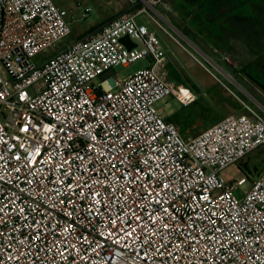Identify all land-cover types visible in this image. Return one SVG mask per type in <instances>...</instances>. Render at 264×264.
Returning <instances> with one entry per match:
<instances>
[{"label": "built area", "instance_id": "2783aa9c", "mask_svg": "<svg viewBox=\"0 0 264 264\" xmlns=\"http://www.w3.org/2000/svg\"><path fill=\"white\" fill-rule=\"evenodd\" d=\"M175 1L143 0L42 61L71 34L67 11L0 0V264H264V170L246 190L222 177L264 147L263 114L242 101L187 139L157 104L189 107L191 89L155 66L103 78L162 64L138 17L171 36L147 8Z\"/></svg>", "mask_w": 264, "mask_h": 264}, {"label": "crops", "instance_id": "0c3cea01", "mask_svg": "<svg viewBox=\"0 0 264 264\" xmlns=\"http://www.w3.org/2000/svg\"><path fill=\"white\" fill-rule=\"evenodd\" d=\"M177 2V0L174 2L172 11H168L163 6L156 7L157 15L166 22L169 27L167 29L172 36L164 33L167 41L163 38L159 39L165 52L162 64L155 65L153 58L148 57L143 59L146 62L140 69L155 66L165 79L188 87L196 95L195 104L189 107L181 105L182 109L180 111H174L171 115L165 117L168 120L172 116L182 115L180 124L178 122H174V124L180 130L183 128L185 132L190 128L193 129L195 133L192 137H195L230 115L247 113L241 103L242 101L255 109L246 100V95L241 89L244 90L245 84H247L259 93L262 92L255 86L252 79L245 74L243 68L245 63L239 58L231 61L227 58V55L230 56L228 52L239 55V52L246 48L248 41L257 42V38L264 36V18L261 16L262 9L260 5H242L230 16L216 21H209L196 16L190 12V8L187 10L186 6L179 2L175 5ZM115 5L112 14L108 15L102 12L101 21L95 23L85 34L73 42L97 32L102 26L109 24L115 18L124 14H136L143 8V3L138 0H117ZM248 9H252V11H248ZM67 13L68 19L74 18V15H71L68 11ZM141 17L146 18L145 16H139L138 19ZM183 38L210 58H214L216 64L220 66L221 74H224V76L209 71V74L215 79L214 84L208 85L204 81L198 80L193 75L192 62L185 63L184 61L181 47L186 50L187 48L183 45ZM168 43L176 44L180 50H177V48L170 49ZM232 81H235L238 87ZM186 83H189L190 86Z\"/></svg>", "mask_w": 264, "mask_h": 264}, {"label": "rangeland", "instance_id": "374dc122", "mask_svg": "<svg viewBox=\"0 0 264 264\" xmlns=\"http://www.w3.org/2000/svg\"><path fill=\"white\" fill-rule=\"evenodd\" d=\"M53 1L58 7L63 8L71 15H74V18L68 20L70 24L71 34L67 38H65L57 47L49 49L48 51L40 54L39 59H41L42 61L60 53L65 47L70 45L73 41L77 40L78 37L85 34L86 31L93 27L95 23L100 22L102 19V12L108 15L112 14V12L115 10V4L117 3V0ZM138 1H141V3L144 4V2H142L143 0ZM147 9L151 14L156 16V18L166 29L169 28L166 22H164L157 15L156 7H154V9L148 7ZM248 11H252V9H248ZM138 22L146 24L148 28L152 32H154L157 37H159V39L163 38L165 41H167V39H165V32L155 22L149 20L148 17H141L138 19ZM167 45L170 47V49L177 48V50H180L174 43H168ZM183 45L187 48L186 50L184 49V47L180 46L184 61L185 63L192 62V72L198 80H202L208 85L214 84L215 79L209 74V71H212L219 76H224V74H221V70L219 69L220 66L216 64V60H214V58H210L200 49L196 48L191 42L184 38ZM239 53L240 54L237 55V53L228 52L230 56L227 55V58L231 61L239 58L245 63L243 66L245 74L252 79L255 86L262 93H259L257 90L252 89L247 84H245L244 90H242L241 88L240 89L246 95V100L249 101L251 105H253L255 109L264 116V36L257 38V42L248 41L246 48ZM145 62L146 60H141L127 67L118 66L112 69L109 73H106L103 78L122 80L144 66ZM232 83L235 84V81H232ZM186 84L190 86L189 83ZM235 85L238 87L237 84ZM157 107L161 110L164 117L171 115V113L174 111H180L182 109L181 105L174 97H168L166 100L161 101L157 104ZM194 133L195 131L190 128L185 133V137L188 139L192 137ZM263 170L264 147L254 151L252 154L243 159L239 164L231 166L230 168L225 170L222 173V177L228 183L233 182L237 178L245 177L247 179V183L243 187H241V189L246 190L250 187V182L256 179ZM236 195L238 197L241 196L239 192H237Z\"/></svg>", "mask_w": 264, "mask_h": 264}, {"label": "trees", "instance_id": "16d2710c", "mask_svg": "<svg viewBox=\"0 0 264 264\" xmlns=\"http://www.w3.org/2000/svg\"><path fill=\"white\" fill-rule=\"evenodd\" d=\"M179 3L186 6V9L200 18L209 21H216L220 18L232 15L242 5L261 6L264 18V0H177ZM175 3L176 4H178ZM182 115L172 116L167 121L180 124ZM179 119V121H177ZM181 132L185 135V130L181 128ZM260 149V148H259ZM242 168V167H241ZM247 169V168H246ZM248 170V169H247Z\"/></svg>", "mask_w": 264, "mask_h": 264}, {"label": "water", "instance_id": "95a60500", "mask_svg": "<svg viewBox=\"0 0 264 264\" xmlns=\"http://www.w3.org/2000/svg\"><path fill=\"white\" fill-rule=\"evenodd\" d=\"M103 27V26H102ZM101 27V28H102ZM100 28V29H101ZM99 29V30H100ZM121 42L128 48V49H132L134 47H136V44L133 43L130 39V37L128 35L124 36L122 39H121Z\"/></svg>", "mask_w": 264, "mask_h": 264}]
</instances>
